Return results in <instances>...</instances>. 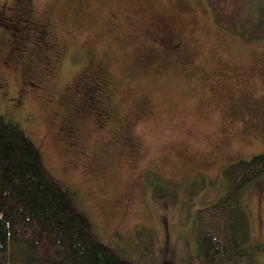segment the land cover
<instances>
[{"label": "rangeland", "instance_id": "374dc122", "mask_svg": "<svg viewBox=\"0 0 264 264\" xmlns=\"http://www.w3.org/2000/svg\"><path fill=\"white\" fill-rule=\"evenodd\" d=\"M13 1L8 9L19 13ZM33 3L53 35L45 43L7 20L0 86L11 92L0 87V113L21 123L55 179L78 190L100 241L132 263L188 264L197 210L229 192L224 167L264 152V39L218 27L206 0ZM159 15L172 26L175 49L161 41ZM91 67L105 73L100 87L117 110L113 120L97 115L94 102L106 97L97 89L100 101L92 98L96 82L83 76ZM65 124L76 125V137ZM158 183L177 188L179 199H156ZM242 203L251 226L247 262L264 264V176L246 186ZM138 230L155 234L154 252Z\"/></svg>", "mask_w": 264, "mask_h": 264}, {"label": "trees", "instance_id": "16d2710c", "mask_svg": "<svg viewBox=\"0 0 264 264\" xmlns=\"http://www.w3.org/2000/svg\"><path fill=\"white\" fill-rule=\"evenodd\" d=\"M206 2L218 27L247 41L264 39V0H248L244 17L240 0ZM175 40L176 35L165 42L175 49ZM222 175L229 192L197 210L196 247L189 248L188 264H249L251 226L242 193L264 176V152L228 163ZM153 192L158 200L179 199L177 188L160 183ZM77 194L55 179L21 123L0 113V264H136L99 240ZM137 235L154 252L155 234Z\"/></svg>", "mask_w": 264, "mask_h": 264}, {"label": "flooded vegetation", "instance_id": "af4514ba", "mask_svg": "<svg viewBox=\"0 0 264 264\" xmlns=\"http://www.w3.org/2000/svg\"><path fill=\"white\" fill-rule=\"evenodd\" d=\"M10 7L14 8V12L19 11V13H13L12 14L11 13L12 11L8 9L6 0L3 1V3L0 6V32L3 33L4 37H2L1 40L5 39V34H6V30H7V20L16 21L21 27H25L28 30H30V32L35 33L37 35H41L42 37H44V42L45 43H46L45 37L46 36L50 37V36L53 35V33H52L53 30H52V28L50 26L51 25L50 20L49 19L45 20L43 18L38 17L39 15L36 13V11L34 9L33 0H14L12 5H10ZM158 22L162 26V30L165 31V35H167L166 38L163 37L162 41L163 42L164 41L168 42V40H171V41L173 40L174 41L175 34H174L173 29H172V26L169 24L168 18L159 15ZM159 23H157V25H159ZM17 29L18 28H16V30ZM57 56H59L58 53H57ZM3 63L5 64V63H8V62H7L6 59H4ZM83 73L82 74L84 76V79L85 78L88 79V76H89L93 80V82L95 80L97 87H95L96 90H95V92H93L92 98L97 99L98 102H99L100 100L98 99V93L96 91H97V89L102 90V88L100 87V81H102L104 83L102 78H104L105 73L102 71V69H94L93 67H91V69L90 68L85 69L83 71ZM28 74H29V76L33 75L31 71H27V75ZM89 82L90 83H87L88 85L89 84H93L91 80ZM4 85L5 84H1V86H0V87H2V92H4L5 94L6 93L7 94L10 93L11 91H8V87L7 86L5 87ZM24 93H25L24 89H18L16 91V96L15 97L18 96L19 97V101L22 102L23 101V97H24ZM101 93H103L105 95L106 102L103 101L102 102V103H104L103 105H102L101 101L99 102V104L97 102H94V103L97 104V107H96L98 109L97 115L99 117H100V115L104 116L105 120H107L108 118L113 120V119H115L114 117H115V114H116L117 110L114 107V105L109 102L108 99H110V96L106 95L104 89L102 90ZM99 105H100V107L98 108ZM74 126H76V125L65 124V127L67 128L66 131H68V134L71 137H76L77 136V133H76V130L74 129ZM101 126H103V125H101ZM126 140L128 141L127 138H126ZM130 143L131 142H127L128 145H130ZM71 144L74 145L75 152H78L79 150H78L77 145H76V144H78V141L77 140H72Z\"/></svg>", "mask_w": 264, "mask_h": 264}]
</instances>
